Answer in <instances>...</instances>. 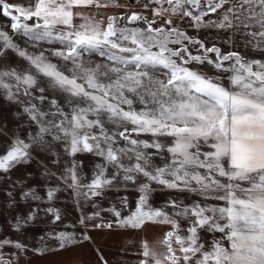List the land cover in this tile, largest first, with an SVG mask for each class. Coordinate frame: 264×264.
I'll return each instance as SVG.
<instances>
[{"label": "rangeland", "instance_id": "374dc122", "mask_svg": "<svg viewBox=\"0 0 264 264\" xmlns=\"http://www.w3.org/2000/svg\"><path fill=\"white\" fill-rule=\"evenodd\" d=\"M182 4L0 0V264H264V0Z\"/></svg>", "mask_w": 264, "mask_h": 264}, {"label": "crops", "instance_id": "0c3cea01", "mask_svg": "<svg viewBox=\"0 0 264 264\" xmlns=\"http://www.w3.org/2000/svg\"><path fill=\"white\" fill-rule=\"evenodd\" d=\"M7 1L11 20L16 24V27H24L25 23L34 22V28L39 27L38 23H41L42 27H51L55 30L67 27L68 21L71 24L76 3L84 2V0H29L30 3L32 1V4L22 9L16 5L20 0ZM27 30L31 29L27 28Z\"/></svg>", "mask_w": 264, "mask_h": 264}, {"label": "trees", "instance_id": "16d2710c", "mask_svg": "<svg viewBox=\"0 0 264 264\" xmlns=\"http://www.w3.org/2000/svg\"><path fill=\"white\" fill-rule=\"evenodd\" d=\"M191 0H182V2H183V6L185 7L189 2H190ZM126 17H128L127 16V14H119V15H117V16H109V21H110V23L112 24V26H114V27H116L117 25H118V23H120L121 22V20H123V19H125ZM135 23L136 24H142L140 21H135ZM161 242H163V241H161ZM163 244V243H162ZM164 244L168 247V246H170V242H168V241H165L164 242ZM169 255V254H168ZM163 259L164 260H167L166 258V254H163Z\"/></svg>", "mask_w": 264, "mask_h": 264}]
</instances>
